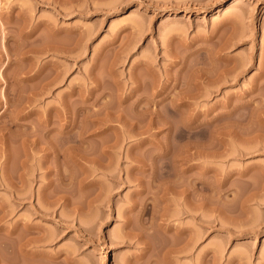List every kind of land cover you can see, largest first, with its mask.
<instances>
[{"label": "rangeland", "instance_id": "obj_1", "mask_svg": "<svg viewBox=\"0 0 264 264\" xmlns=\"http://www.w3.org/2000/svg\"><path fill=\"white\" fill-rule=\"evenodd\" d=\"M223 64L236 67L209 83ZM262 100L264 0H0V264H155L125 215L158 190L157 162L192 144L179 178L199 179V211L171 223L196 244L171 262L213 246L216 264H264ZM66 126L101 166L53 156Z\"/></svg>", "mask_w": 264, "mask_h": 264}, {"label": "bare ground", "instance_id": "obj_2", "mask_svg": "<svg viewBox=\"0 0 264 264\" xmlns=\"http://www.w3.org/2000/svg\"><path fill=\"white\" fill-rule=\"evenodd\" d=\"M232 14H230L226 18V20H228V21H232L234 19L236 20L237 19V15H235V14L232 15ZM226 20H225V22H226ZM218 58L221 59V56H218ZM240 66L244 67L245 64L243 63ZM235 67L233 68V66H230V67L227 68V65H224L223 64V65H221V68H220V70L217 73V75H219L218 77L217 76L216 77H213L212 80H211V77H208V78H210V81L208 80V78L206 80H208L209 83L210 82L211 83H214V80L213 79H215V78H216L215 80H217V79L218 80H220V79L221 80H225V78H228L229 77V75L235 69ZM240 69L242 70L241 67H240ZM220 72H221V74H220ZM222 74H224L225 76L222 75ZM218 80H217V82H219ZM260 81H262V80H260ZM215 83H216V81H215ZM259 83H261V82H259ZM258 86H259L258 84L257 85H254L253 88L258 87ZM260 86L258 88H260ZM262 101L264 102V100H262ZM259 107H261L262 108V111H264L263 110L264 109V103L263 104H260ZM66 127L67 128L64 127L62 129L60 128L59 130H57L58 131L57 134H59L61 137H63V139L61 141L60 147H57V148L54 147V148H52L53 149L52 150L53 156L56 157V158L58 156H63V158H65L66 160L68 158H71V161H74L76 163L79 162L78 163L79 165H83V163H82L83 161L81 162L82 164H80V160L84 159V162L85 161H88V164H90V162H91V165L92 164L93 165L96 164L98 166V164L101 161L100 160H96V161H98V163L96 161H94L95 160V155H96L95 151H93V149L90 150V148L85 149V147L82 146V144L85 143V141H86L85 140L86 139L85 138V135H83L84 136L83 137L82 134H81V132H83L84 130L83 131L79 130L80 133L77 131V133H78L77 134V137H76V135H73V136H75V139H70V138H68V136H71V138H73L72 137V134H74V133L70 134V132H72V131L74 132V130H71L70 128H68V126H66ZM110 127L111 126H108L107 129L110 128ZM227 130H229V129H227ZM104 131H106V129H104V130H102L100 132L95 131L96 134H94V135H97V134H99L101 132H104ZM215 131H214V133H215ZM223 131H225V130H223ZM225 132L226 133H230V132L232 133V131H230V132L225 131ZM84 133H85V131H84ZM220 134H223V132L220 133ZM224 135H225V133H224ZM224 135H221V137L224 136ZM114 137H117V136H114ZM218 137H220V136H218ZM218 139L219 138H217L216 140H218ZM151 141H153V140L152 139H148V138H140L138 140V146H141L143 148V146L146 143L151 142ZM101 142H100V144H102L104 147L106 146L105 148H108V147H112L113 148V147L116 146L115 143L117 144V139H114L113 140V143H111V144H107L105 142H102L101 143ZM104 144H107V145H104ZM102 145H99V147L101 146V149L104 148V147L102 148ZM190 145L191 144H189V146ZM192 145H191L190 148L191 149L193 148L194 151L191 150V155H190L191 157H189V158H192V155H193V157L196 156V154H197V156L198 155L200 156L201 155V152L203 150L202 149L203 146L201 148L198 146L199 149H201L200 152H199V150L198 151L195 150L196 149L195 148V145L193 147H192ZM184 146L185 145H183V150L181 149L182 151H184V153L186 151H190V150H188L189 147L187 145L186 146L188 147V149H186L187 147H184ZM207 146L209 147L208 144H207ZM210 146H211V144H210ZM73 147H75V148L84 147V150H83L84 152L82 150H81L82 153L78 152L77 150L75 151ZM198 147H197V149H198ZM179 148H180V146H179ZM207 148H206V150H209V148L208 149ZM210 148H212V147H210ZM104 150L105 149H103L102 151H104ZM99 151H100V148H99ZM162 151H163L162 154H167V152H169V149L163 148ZM96 152H97V150H96ZM206 152H208V153H206ZM206 152H205V154H206V156H208L207 154H210V151H206ZM181 153L182 152H180V154L178 155V152H177V154H174L169 160L161 159V160H159V162L156 161L157 163H159L157 165L158 166L157 167L158 171L156 170L157 172L154 170V168L156 167L155 166L156 163L153 162L155 167L152 164H150V163L149 164L146 163L147 166H149V168L153 169L156 172V174L154 173L155 174L154 176H157V175L159 176V178L157 179L158 181L156 180V178L158 176L154 179V180L157 181L156 184L158 183V187L159 188H156L158 190H156V192H154L155 194L153 192H151V193L154 194V196L151 198L150 201L148 200L149 197L146 195L147 193L145 194L146 196H144V198H142L140 200H137V199L136 200L135 199L132 200L131 205L129 206V210H133V209H135L138 206L137 219L136 220H132V218L130 216L125 215L124 225H126L127 228H129L128 229L129 231L126 232L127 235L128 236H131V237H135L137 240L141 241L144 244V247L143 248H145V251H146V249H149L150 250V251L147 250V251L150 252L148 254V256H149L148 257V263H151L153 261V257L152 256H156L157 259H155L156 257L154 258L155 264H176L178 262H176V263L175 262H171L172 259L174 257L175 258L176 257H179V254H181V253H186L187 251L191 250L195 246V244H196V238L192 235L193 234L192 233V229L186 228L184 226H180L178 224L171 223V218L174 217V216H179V215H182L184 213L191 212L192 215H193V217H196L197 216L196 214L199 211V208H198L199 205L197 203V200H198L197 186H198V183H199V179L194 176L195 178L194 177H191L192 179L191 178H189L190 180L188 179L189 182H187V183H189V184L185 185V184L182 183L183 182L181 180L182 177H181V179L179 178L181 176V173L183 172V171H181V166L189 158L185 154H184L185 156H183ZM90 154H91V156H90ZM93 154H94V157H92ZM101 154L102 153L97 154L96 156H99ZM212 154H213V152H212ZM133 159H134V157L132 158V164L134 163L133 166L135 168L133 166L132 167L134 168V170L137 169L138 173H142L145 170L144 169V165L145 164H142L141 163L142 165H140V162L138 161V160H140L139 158L137 160L139 163L136 161V159H134V160ZM192 159H193V161L194 160L195 161L197 160V158L196 159L192 158ZM92 161H94L96 163H92ZM134 161H136V163ZM141 162L145 163L144 161H141ZM110 163L111 162L108 161V165L106 163L105 164H102V165L104 167H105V165H107L108 166L107 169H108L110 167L109 166ZM196 163L189 164L191 166H189L188 170H190V167L192 169L196 165H198ZM137 164H139V165H137ZM97 166H95V168ZM99 166H101V163H100ZM79 167H80V171L78 170L79 174L80 173H83L82 166H79ZM88 167H89V165H88ZM92 168L93 167H91V169ZM112 169H114V168H112ZM113 171L114 170H110V172H109L111 176L114 175V172ZM137 171L135 173H137ZM179 172H181V173H179ZM60 173H59V175H61V177H64V173H62V171ZM109 173H108V175H109ZM86 174L83 173V176L86 175ZM152 174H153V172H152ZM87 175H89V174H87ZM174 176H175V178H174ZM80 179H83V178L81 177ZM84 179H85V177H84ZM152 179H153V177H152ZM136 180L138 182L141 181V180H139L137 178H136ZM87 182H88V180H86V183ZM151 182H153V180ZM84 183H85V181H84ZM140 183L141 182H139L138 184H140ZM88 185H89V183H88ZM142 190H139L138 192H142ZM170 193H173V194H170ZM169 194L171 196H169ZM172 195H174V196H172ZM187 195H190V198H189L188 202L187 201L185 202L184 201V198ZM169 200L170 201H175V203L178 205V207L171 209L170 208L171 206L168 204L169 203ZM148 219H150V220L147 223V220ZM207 222L210 223V225L212 224V220L211 219H209ZM153 237H156V238H153ZM150 238H151L152 241L154 239L155 241H153V242L154 243L156 242V243L155 244H153V242L151 243V241L149 240ZM156 239H158V240L160 239V240L157 241ZM149 241L151 243V246L150 245L148 246V244H149L148 242ZM209 252H211L212 254L209 255V257H208V253ZM142 256H144V255H142ZM159 256H160V259L162 258L161 260H163V263H161V261L158 260L159 259ZM203 259L205 260V262L202 263V264H216V259L217 258H216L215 249H213V246H210L209 249H208V251L205 252V254L203 255ZM244 261H245L244 255L242 253H239L237 255L235 261L233 259H231L227 264H244ZM135 262L137 263L138 260L135 261Z\"/></svg>", "mask_w": 264, "mask_h": 264}]
</instances>
